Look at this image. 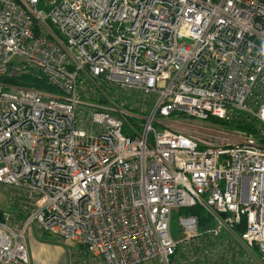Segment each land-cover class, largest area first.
<instances>
[{
  "label": "built area",
  "instance_id": "1",
  "mask_svg": "<svg viewBox=\"0 0 264 264\" xmlns=\"http://www.w3.org/2000/svg\"><path fill=\"white\" fill-rule=\"evenodd\" d=\"M240 115L264 127V0H0V264L31 226L69 264H264V142L218 126Z\"/></svg>",
  "mask_w": 264,
  "mask_h": 264
},
{
  "label": "rangeland",
  "instance_id": "2",
  "mask_svg": "<svg viewBox=\"0 0 264 264\" xmlns=\"http://www.w3.org/2000/svg\"><path fill=\"white\" fill-rule=\"evenodd\" d=\"M28 72L33 74L32 71H27L26 74ZM12 77H16V75L12 76ZM19 86H22V85H19ZM84 98H86V97H84ZM88 100H91V99H88ZM225 124H226V126L225 125H218V126L223 130L226 129V130L233 131V129H235V127H231L227 123H225ZM158 129H160V126L158 127ZM126 130H127V126H125L123 128V132L126 133ZM8 193H10L8 188L5 187L4 185L0 184V210L18 211L19 206L16 205L15 201L11 200V197L9 196ZM178 222H179L178 217L173 214L171 217V229H172V232L174 233L175 236H177L179 233ZM30 235L34 236L37 239V241H39L41 243L53 245V246L60 248L61 254L64 258V262H65L64 264H69V262L71 260L72 253H77L78 261H80V262L88 259L87 256H85L81 252H79V244L76 241H73L70 239H59V238L54 237V236L39 234V233H37V231H35V229L34 230L32 229V226L30 228H28V230L26 232V239ZM26 243H27L26 246H27V252H28V259H29L28 264H35V261L33 259L34 256L31 253V249L28 246V242H26ZM47 257L49 259L52 258L50 254H48ZM48 264H52V262H49Z\"/></svg>",
  "mask_w": 264,
  "mask_h": 264
},
{
  "label": "trees",
  "instance_id": "3",
  "mask_svg": "<svg viewBox=\"0 0 264 264\" xmlns=\"http://www.w3.org/2000/svg\"><path fill=\"white\" fill-rule=\"evenodd\" d=\"M8 80H11V82H13L17 85L33 86V87L48 90V91L54 90L53 86H50L43 79H39L37 76H35L34 74H32L30 72H28L27 74H26V72L19 74L16 77H12L11 79H8ZM220 122L221 123H227L231 127L240 128V129H243L247 132H251V133L255 134L256 136H259L260 140L262 142H264V134L260 136V133H259L260 130H262L264 132V127L259 125L257 122H255L252 119H245V116L243 117L242 115H240L238 117V119H234L233 121H230V122L220 121ZM259 126H260V128H259ZM185 212L197 213L199 220H200V224L203 222L209 221V217L204 213L203 210L199 211V209H196V208H189V209H186ZM3 213H4V210H0V220L3 219V216H4Z\"/></svg>",
  "mask_w": 264,
  "mask_h": 264
},
{
  "label": "crops",
  "instance_id": "4",
  "mask_svg": "<svg viewBox=\"0 0 264 264\" xmlns=\"http://www.w3.org/2000/svg\"><path fill=\"white\" fill-rule=\"evenodd\" d=\"M26 242H28V246L31 249V253L34 256L33 259L35 261V264H48L49 262H52V264L65 263L60 248L53 245L41 243L37 241L34 236L31 235L28 236ZM48 254H50L52 258L49 259L47 257Z\"/></svg>",
  "mask_w": 264,
  "mask_h": 264
}]
</instances>
